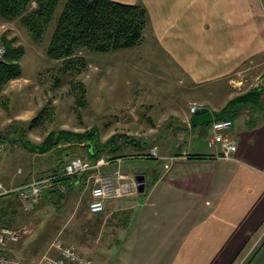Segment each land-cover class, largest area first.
<instances>
[{"label": "crops", "instance_id": "obj_1", "mask_svg": "<svg viewBox=\"0 0 264 264\" xmlns=\"http://www.w3.org/2000/svg\"><path fill=\"white\" fill-rule=\"evenodd\" d=\"M119 1L134 4L139 1L146 9L147 35L167 54L170 60L167 66L181 75L176 83L183 87L177 99L164 96L160 104L163 133L153 142L158 146L157 157H142L150 160L151 166L145 173H139L144 176V189L132 196L108 199L105 201L108 211L91 214L96 215L98 222V227L90 232L98 237L92 242L99 250L98 258L102 264H237L264 222V100L261 105L242 106L230 117L233 124L228 134L237 144L232 158H216L214 154L220 151V146L212 137L210 122L191 125V118L203 106L215 119L229 100L250 89L238 92L230 83L231 78L223 84L221 80L233 75L249 56L264 49V21H256L260 25L259 38L245 35L243 50L223 61L214 54L209 57L212 51L209 44L218 45L220 37L224 43L231 40L219 23L220 18L226 20V14L221 17L218 12L234 9L245 13L244 19L240 15L236 23L240 28V35L236 34L238 41L245 34L242 29L247 27L248 0ZM255 86L257 82L252 85ZM192 105L196 106L194 112L190 111ZM131 144L135 154L147 153L151 147ZM85 152L87 155L86 148ZM171 156L172 161L168 158ZM120 159H110L108 164L119 163ZM65 163L59 172H63ZM2 165L0 161V168ZM31 167L34 172L46 168L39 162ZM28 173L23 175L24 179ZM87 174L72 176L68 191L83 187ZM35 179L0 180V183L13 190ZM49 187L52 189L54 185ZM8 197H0L2 215L15 212L4 207L5 202L7 205L11 201ZM55 197L56 193L50 194L51 199ZM109 219L111 224L107 226ZM256 248L245 264H264V239ZM4 250L26 259L27 264L40 258L38 252L28 251L29 254L18 242L8 244Z\"/></svg>", "mask_w": 264, "mask_h": 264}, {"label": "rangeland", "instance_id": "obj_2", "mask_svg": "<svg viewBox=\"0 0 264 264\" xmlns=\"http://www.w3.org/2000/svg\"><path fill=\"white\" fill-rule=\"evenodd\" d=\"M64 2L65 0H59L53 19L40 42L32 38L19 18L9 20L0 17V38L16 36V43H20L25 48V54L20 60L21 78L13 79L6 85L3 93L6 101L0 106V136L4 144L1 154L8 155L0 158V161H3L0 168L2 173L0 180L15 181L19 178L21 179L19 182H23L35 178V180L50 179L54 172L61 170L62 163L74 157L81 156L87 160L90 158L85 154L87 146L84 143L86 142L60 143L40 156L35 155L40 152L29 150L24 146L25 138L39 143L49 131L66 129L83 132L94 128L102 142L114 133H121L127 135L129 139H134V142L152 146L156 137L163 133L161 121L163 97L175 100L183 87L176 83L181 75L167 66L170 61L167 54L163 52L159 44L154 42L153 37L147 35L148 13L147 26L141 43L107 52H90L82 49L78 55L86 59V68L74 77L70 73L63 74L57 71L61 61L47 58L45 50ZM225 6V4L222 5L223 8ZM224 14H226V20L220 18L219 23H222L223 32L231 40L224 43L223 38L220 37L222 44L214 46L209 44V49L212 50L209 57L214 54L216 59L226 61L230 56L243 50L245 35L248 38H259L260 25H256V21L258 19V21L260 19L264 21V0H248L247 27L242 29L245 34H242V37L239 36L238 41L236 37L240 35V28L236 23L240 20V15L244 19L245 13L240 14L234 9L228 10V13L218 12L221 17ZM0 45L4 46L2 42ZM234 72H232L233 75L222 78L225 82L221 80V84L227 83L231 78L233 81L230 83L238 92L252 88L255 82L262 86L264 84V49L241 62ZM57 76L61 78L58 83ZM72 78L81 81L85 86L84 106H78L75 102L70 85ZM43 107L49 111L39 117L36 126L30 128L29 123L37 117ZM86 144L90 145V143ZM119 144L122 145L120 153L118 152L121 155L119 163L114 161L112 164L107 163L108 165L101 166L99 168L101 173H110L119 168L124 173L136 175L140 172L145 173V170L151 167L148 162L150 160L136 156V152L131 148L133 146L131 142H125L122 138ZM109 157H111L110 154L104 153L101 158L110 161ZM34 162H39L46 168L43 167V170L34 172L32 171L35 170L34 167H31ZM27 172H29L28 176L24 179L23 175ZM82 184H84L83 187L82 185L74 189L72 187L70 191L67 187H59L58 190L63 194H56V199H51L50 190L47 192L51 184L47 182L38 203L27 209L16 197L14 191L6 193L11 201H8L7 205L5 202L4 207L7 211L12 208L15 212L0 214L1 222L10 224L9 227L21 231L17 242L23 244L25 251L40 254V258L38 257L34 264H37L44 254H52L49 247L56 240L75 245L81 252L92 257L93 264H102L98 258L99 250L96 244L93 246L98 237L90 235V232L98 227L97 217L91 215L86 208L88 193H86L85 183L82 182ZM108 210L105 209V211ZM105 214L106 212L103 215ZM110 224L109 219L106 225L110 226ZM252 252L253 250L242 264L249 260ZM22 259V264H27L28 261Z\"/></svg>", "mask_w": 264, "mask_h": 264}, {"label": "trees", "instance_id": "obj_3", "mask_svg": "<svg viewBox=\"0 0 264 264\" xmlns=\"http://www.w3.org/2000/svg\"><path fill=\"white\" fill-rule=\"evenodd\" d=\"M58 3L59 0H0V17L9 20L19 18L32 38L40 42L53 19ZM146 26L147 12L140 4L119 0H65L45 54L51 60L61 61L57 71L63 74L70 73L74 77L87 66L86 59L78 55L80 50L107 52L135 46L142 42ZM0 42L5 46V54L0 61V106H2L6 101L3 94L6 85L22 75L20 60L25 54V48L20 43H16V36L1 37ZM60 81L61 78L57 76L56 82ZM70 85L76 104L84 106L86 90L84 84L72 78ZM262 100H264V84L252 87L229 100L216 113L215 119L230 118L242 106L261 105ZM46 110L45 107L40 110L37 117L29 123L30 128L36 126L39 117L49 111ZM122 138L125 142L139 144L121 133H114L102 142L94 128L83 132L66 129L49 131L39 143L25 138L23 144L29 150L43 153L60 143L86 142L90 143L89 146L84 143L87 146V155L95 162L104 153L110 154L111 159L120 157L118 152L120 153L122 145L119 141ZM50 181L51 185H54V188L49 189L50 192L61 195L63 193L57 188L59 183L60 187L62 185L67 187L72 180L70 176L61 172H54ZM4 195L6 194L0 197Z\"/></svg>", "mask_w": 264, "mask_h": 264}, {"label": "built area", "instance_id": "obj_4", "mask_svg": "<svg viewBox=\"0 0 264 264\" xmlns=\"http://www.w3.org/2000/svg\"><path fill=\"white\" fill-rule=\"evenodd\" d=\"M5 54V47L0 45V61ZM195 105L190 107V111L194 112ZM232 119H214L210 122V129L213 139L219 143L220 151L215 153L216 158H232L236 151V141L228 134V130L232 127ZM4 149V144L0 138V155ZM158 146L153 144L147 153H140L139 157H157ZM170 161L174 156L168 157ZM109 161L100 158L94 163H90L85 158L74 157L63 165V174L74 176L80 173H88L85 182V188L88 193L86 208L90 214L103 213L105 209V201L108 199H119L134 195L138 191L139 182L135 175L122 172L115 169L111 173L102 174L99 168ZM169 167V164L166 165ZM48 180V181H47ZM47 182L50 179H38L20 185L10 190L6 189L0 183V195L15 192L16 197L22 202L24 208H29L35 204L41 196ZM62 187V186H61ZM64 188V187H62ZM21 231L13 227L0 224V264H22V259L4 248L10 244L17 242L20 238ZM264 239V222L259 228L257 237L251 245L248 252L239 260L237 264H242L246 256L254 250ZM52 254H44L37 264H93L92 257L81 252L75 245L61 240L54 241L49 247Z\"/></svg>", "mask_w": 264, "mask_h": 264}, {"label": "water", "instance_id": "obj_5", "mask_svg": "<svg viewBox=\"0 0 264 264\" xmlns=\"http://www.w3.org/2000/svg\"><path fill=\"white\" fill-rule=\"evenodd\" d=\"M214 119L212 112L207 107L198 108L192 115L191 125H197L202 123H209ZM135 178L139 182L138 190L144 189V176L141 174L135 175Z\"/></svg>", "mask_w": 264, "mask_h": 264}]
</instances>
